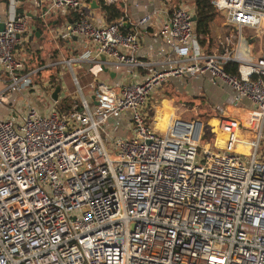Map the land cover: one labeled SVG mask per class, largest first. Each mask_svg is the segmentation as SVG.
I'll return each instance as SVG.
<instances>
[{"label": "built area", "instance_id": "built-area-1", "mask_svg": "<svg viewBox=\"0 0 264 264\" xmlns=\"http://www.w3.org/2000/svg\"><path fill=\"white\" fill-rule=\"evenodd\" d=\"M19 2L0 13V264H264V53L248 46L264 37V0H211L234 29L215 54L186 2L138 0L142 15L97 24L89 0H53L46 16L67 17L58 36L76 50L66 64L80 92L57 101L56 84L19 55ZM150 28L157 47L144 43ZM206 78L228 87L236 111L216 137L202 145L197 121L153 127L154 93Z\"/></svg>", "mask_w": 264, "mask_h": 264}, {"label": "rangeland", "instance_id": "rangeland-1", "mask_svg": "<svg viewBox=\"0 0 264 264\" xmlns=\"http://www.w3.org/2000/svg\"><path fill=\"white\" fill-rule=\"evenodd\" d=\"M181 4L186 2V5L189 7H194L195 0H178ZM178 2V4H179ZM93 15V14H92ZM91 16V14H90ZM216 27L221 28L220 32L225 33L217 43V51L211 53H220L225 50L224 47H221V43L225 42L226 34L234 33V29L232 27H224L226 25L224 16L220 13L219 17L216 20ZM247 34H252V32H246ZM254 33V32H253ZM256 34V33H255ZM254 54L256 56L260 55V51L255 50ZM65 58V60H64ZM67 57H61L58 61L56 60L55 64L49 68L45 69L41 72L39 79L49 80L50 77L54 74L59 76L60 84H61V98H69L76 99L80 98V92L78 90L77 85L74 81V75L72 70L66 64ZM51 60V59H49ZM46 61V60H45ZM51 61H46L45 63H50ZM43 67V65H42ZM41 67V68H42ZM47 66L43 67L46 68ZM79 79L81 85L83 87L85 94H90L91 88L88 87L90 84L91 78L84 75L83 73H79ZM222 88H216V86H212L208 83L207 78L201 80H189L187 83L183 82H169L167 85L162 87L159 91L153 94L150 103H149V116L153 127L156 128L161 133H164L166 130L164 128L169 122V119H157L158 110L160 108H164L166 111H170L174 113L173 119L177 118L184 122H194L199 121L204 125V133L205 138L202 145L208 144L216 134L212 132L219 128L218 121L221 116L227 114L236 113L234 108L231 105L230 97L228 95V87L221 86ZM168 100V107H163L161 104H158L161 100ZM159 100V101H158ZM157 112V113H156ZM154 116L153 118V115ZM162 115H164L162 113ZM236 115V114H235ZM166 117V115H165ZM156 120V121H154ZM240 137V142L238 143L237 150L241 153L247 154L251 151L250 144L248 141L242 140V138H248L250 134L247 132L243 134H238ZM222 139L219 137V142ZM262 145L259 151V159H264V139L261 141ZM107 145V141H105ZM113 155V153L111 154Z\"/></svg>", "mask_w": 264, "mask_h": 264}, {"label": "crops", "instance_id": "crops-1", "mask_svg": "<svg viewBox=\"0 0 264 264\" xmlns=\"http://www.w3.org/2000/svg\"><path fill=\"white\" fill-rule=\"evenodd\" d=\"M125 1V4L120 5L122 7V11L125 13V16L128 14L129 18L134 19L138 17V15H142V12L138 11V9L134 6V4L138 3V0ZM52 2L53 0H41V3L36 5L33 0H20L16 11V14L26 18L28 21V35L26 36L27 41L24 43L22 49L18 50L19 55L20 57L31 59V68H41L42 65L43 67L47 66L44 69L42 67V71L49 69L50 66L55 64L56 60L58 61L61 57L65 56L67 57L66 59H68L70 56L76 54V50L73 49L74 46L70 43L62 41L58 36L59 30L65 25V21H68L67 17H65L66 15L56 12L58 14L46 16V11L50 8ZM89 2L90 8L87 12L92 21L97 24L106 23L105 15L101 12L98 3V7L94 8L92 7L93 0H89ZM124 6H126L127 9L124 8ZM8 9V0H0V13L7 14ZM153 33L154 30L150 28L145 34L144 43L149 46L157 47V43L154 41ZM248 46L252 47L254 51L257 50L264 53L263 35L257 36L254 34V37L248 41ZM45 60L51 62L45 63ZM168 100H158V104L167 108L169 102ZM162 113L164 115H162ZM157 115L158 117L154 114L153 118L156 116L158 121L163 118V120H170V118H173L174 113L166 111L164 108H160ZM225 138V135H220V139H222L221 142H223Z\"/></svg>", "mask_w": 264, "mask_h": 264}, {"label": "trees", "instance_id": "trees-1", "mask_svg": "<svg viewBox=\"0 0 264 264\" xmlns=\"http://www.w3.org/2000/svg\"><path fill=\"white\" fill-rule=\"evenodd\" d=\"M97 3L101 12L105 15L106 23H112L125 17V13L122 11V7L120 5H107L105 0H97ZM194 9L195 17L197 18L195 22V29L199 37L201 47L209 53L216 52L218 50L217 43L222 37L220 34H225L220 32L221 28H217L215 24L220 12L212 6L211 0H195ZM226 26L227 25L224 27ZM123 30H127V28L124 27ZM238 67L239 66L237 64L230 63L226 65L227 72L231 74H238ZM59 79V76L54 74L50 77L48 82L50 84H57L60 83ZM59 108L61 110H68L69 100H63L59 105Z\"/></svg>", "mask_w": 264, "mask_h": 264}, {"label": "water", "instance_id": "water-1", "mask_svg": "<svg viewBox=\"0 0 264 264\" xmlns=\"http://www.w3.org/2000/svg\"><path fill=\"white\" fill-rule=\"evenodd\" d=\"M92 7H94V8H97V7H98V6H97V1H96V0H93V2H92ZM196 20H197V18L194 17V18H193V21L196 22ZM3 30H4V25H3V24H0V32L3 31ZM112 77H115V73H112ZM61 92H62V90H61V84H60V83H57V84L55 85L54 92L52 93V98H53L55 101L59 100V97H60V95H61ZM196 124H197L198 126H200L201 123H200L199 121H197Z\"/></svg>", "mask_w": 264, "mask_h": 264}, {"label": "bare ground", "instance_id": "bare-ground-1", "mask_svg": "<svg viewBox=\"0 0 264 264\" xmlns=\"http://www.w3.org/2000/svg\"><path fill=\"white\" fill-rule=\"evenodd\" d=\"M171 120H172V118H170V120H169L168 124L166 125V127L164 128V130H166V129L169 128V123L171 122ZM154 121H156V120H154ZM156 122H157V121H156ZM157 124H158V122H157Z\"/></svg>", "mask_w": 264, "mask_h": 264}]
</instances>
